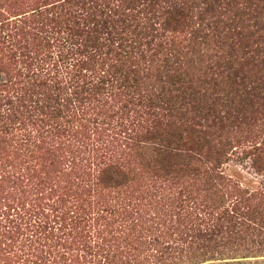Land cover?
Masks as SVG:
<instances>
[{"label": "trees", "instance_id": "16d2710c", "mask_svg": "<svg viewBox=\"0 0 264 264\" xmlns=\"http://www.w3.org/2000/svg\"><path fill=\"white\" fill-rule=\"evenodd\" d=\"M32 7L18 13L24 24L17 28H39L48 46L61 35L71 44L66 67L73 73L60 80L65 84L51 85L44 78L30 82L20 68L14 75L7 66L0 70L7 75L0 89V159L12 162L0 181L8 177L20 187L31 181L40 194L25 210L35 214L30 238L23 222L3 234L0 243L18 244L20 253L16 260L3 256V264H49L64 255L58 263L70 264L73 255L62 248L89 247L79 239L84 234L70 231L89 222V211L76 210L86 209L93 182L113 191L140 177L118 161L121 148L132 150L151 177L174 184L212 176L201 166L219 167L232 135L255 141L263 161L256 144L264 133V0H36ZM14 54L9 59L17 63ZM118 112L113 134L93 140ZM16 130L18 137L8 136ZM84 149L89 157L80 156ZM60 173L67 184L56 182ZM184 188L181 202L194 198ZM257 190L237 188L249 195L222 212L225 223L197 228L202 241L195 248H209L208 239L219 236L216 245L250 239L264 253V190ZM214 193L222 205L225 193ZM258 194L263 208L249 204ZM70 196L84 206L59 202ZM58 224L61 234L53 232ZM216 264H264V258Z\"/></svg>", "mask_w": 264, "mask_h": 264}, {"label": "rangeland", "instance_id": "374dc122", "mask_svg": "<svg viewBox=\"0 0 264 264\" xmlns=\"http://www.w3.org/2000/svg\"><path fill=\"white\" fill-rule=\"evenodd\" d=\"M35 1L0 0V70L7 66L9 70L12 69L13 74H10L14 75V68H20L29 72L30 82L44 78L51 85H63L65 83H61L60 80H64L63 77L67 76L66 74L73 73V70L66 67L71 55V44L63 41L60 35L58 40H50L51 45L48 46V42L40 38L42 33L39 32V28L27 27L30 34L28 31L24 32L17 28L24 24L21 18L23 15L18 13L21 10L32 11ZM34 29H36V36L32 31ZM22 34L27 35L20 40ZM62 36L65 35L62 34ZM19 43L27 44V50L19 49ZM13 53L17 63L13 57L9 59ZM0 74V89H2L5 88L3 82L6 81L7 75L4 71ZM31 87L36 88L35 82ZM36 96L35 94L33 97L36 98ZM114 115L109 119L112 122L111 125L106 126L109 129L102 131L101 134H93V140L102 136L107 138L113 134L112 124L122 114L118 112ZM15 132L9 133L8 136L14 138L18 130ZM229 140L231 145H228V153L222 157L219 167L213 170L214 165L210 161L204 162L201 166L202 172L206 169L212 173V176L205 175L206 172H204L195 177H183L178 180L180 183L176 184H174L175 181L151 177L138 163V158L131 152L132 150L127 147L123 150L121 148L117 157L118 161L125 168L133 169L140 177L134 181L131 180L127 186L118 188L119 190L112 189L113 191H107L108 188L103 189L101 185L94 186L95 182H93L90 194L83 195L88 200L89 207L87 204L85 210H81L80 207L76 210L77 215L89 211L91 216L89 222L85 227L81 226L70 231L72 235L84 234L85 240L81 237L79 239L89 247L76 245L74 249L62 248L60 252L64 253V250H67L73 255L72 261L68 260L70 264H216L229 260L264 258V253L259 250L257 252L256 245L252 248L250 239L249 242L247 239L238 244L235 241L229 242L227 238L222 245L218 243L217 246L216 241L220 237H212L208 239L209 248H202V251L206 253L205 256L201 254V249L195 248L196 244L202 241L195 236L197 228L205 229L209 224L225 223L222 212L230 210L236 198H245L249 195L247 193L240 195L237 188L264 190V159L260 161L256 154L257 149L253 147L256 142L250 141L245 135H232ZM100 142L102 144V140ZM256 145L264 150V133L258 136ZM84 153L86 157H89V149H84L80 156ZM10 162L7 158L0 159V173L3 174V168H6ZM62 175L60 173V178L56 180L61 185L67 180V177ZM218 176H221V179ZM4 180L9 181L8 177ZM5 181H0V241L3 234L7 235L9 227L14 230L15 224L19 222L24 223L21 226L24 227L23 231L27 234V238H30L37 229L30 221V216L35 214L27 213L25 210L30 209L33 199L40 194L33 193L31 181L26 180L24 182L26 184L21 187L19 184ZM181 186H185L184 189H187L194 198L181 202L180 198H184V194L180 192ZM215 186L225 193L222 205L217 203ZM260 199L261 196L258 194L250 198L249 204L263 208V205L259 204ZM59 202L71 207L79 204L80 198L70 196L69 201ZM79 205L84 206V204ZM245 206L244 204L243 207ZM21 210L26 215L18 216L17 211ZM94 212L97 213L95 218ZM56 226V230L52 229L53 232L61 234L59 224ZM63 230L66 229L63 228ZM15 245L9 242L8 245L0 243V264L4 263L3 256L17 259L20 253L18 246ZM65 257L67 256L64 255L62 260L60 256L56 257L55 262L49 264L62 263Z\"/></svg>", "mask_w": 264, "mask_h": 264}]
</instances>
